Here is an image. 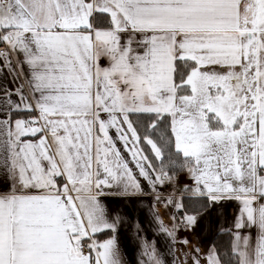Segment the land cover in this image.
Returning <instances> with one entry per match:
<instances>
[{
	"label": "snow or ice",
	"instance_id": "1",
	"mask_svg": "<svg viewBox=\"0 0 264 264\" xmlns=\"http://www.w3.org/2000/svg\"><path fill=\"white\" fill-rule=\"evenodd\" d=\"M129 231L264 264V0H0V264H130Z\"/></svg>",
	"mask_w": 264,
	"mask_h": 264
},
{
	"label": "crops",
	"instance_id": "2",
	"mask_svg": "<svg viewBox=\"0 0 264 264\" xmlns=\"http://www.w3.org/2000/svg\"><path fill=\"white\" fill-rule=\"evenodd\" d=\"M151 201L148 198H145V206H144V211L141 214V219H144L145 217L147 218L144 223V227L149 229V235L151 236L152 232L154 231V223L153 226H149L147 223V220H151L152 217L149 214V205ZM232 209H229V214H231ZM164 219L167 222L168 216L167 213L164 214ZM122 247H124L127 251V259L130 261V264H135V261L138 258V247L136 243L131 239V232H128V236L122 240ZM179 255V253H178Z\"/></svg>",
	"mask_w": 264,
	"mask_h": 264
}]
</instances>
